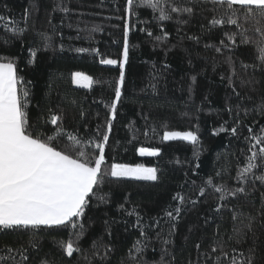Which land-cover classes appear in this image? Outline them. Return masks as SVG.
Returning <instances> with one entry per match:
<instances>
[{
  "label": "trees",
  "instance_id": "trees-1",
  "mask_svg": "<svg viewBox=\"0 0 264 264\" xmlns=\"http://www.w3.org/2000/svg\"><path fill=\"white\" fill-rule=\"evenodd\" d=\"M164 3L172 17L166 21L136 3L129 19L127 0H0V15L11 17L14 26L25 29L17 37L0 25V59L15 61L22 87L29 91V123L53 135V126L45 123L51 110L63 116V127L70 134L98 141L111 120L104 170L113 163L144 164L156 167L159 176L155 182L106 176L102 193L107 203L91 198L84 217L86 231L79 241L82 253L67 257L60 248L58 241L69 239L68 230L45 229L37 232V248H29L28 264L42 260L101 264L99 256L93 255L97 248L100 255L110 249L104 264H230L223 258L217 262L218 253L211 251L214 246H222L229 257L243 253L239 258L251 255L252 264H264V183L252 178L246 184L237 180L250 154L244 138L248 127L256 134L264 128V64L255 43L241 40H258L255 29L264 28V20L257 25L240 15L239 27L212 26L210 21L223 16L225 10L210 0ZM171 6L191 7L193 12L177 14ZM126 27L129 57L113 120L111 104L121 65L100 61L122 62ZM42 34L51 40H43ZM231 35H235V45L228 39ZM80 48L89 51L78 52ZM33 49L37 50L34 61ZM78 71L93 78L91 88L74 85L73 73ZM237 121V135L220 132L221 127L231 128ZM187 130L198 133L199 146L162 140L165 131ZM67 143L61 139L57 146ZM140 147L158 148L160 155L142 157ZM84 150L91 153V145ZM260 174L257 170L256 175ZM208 179L228 190L244 187L245 191L221 201L220 194L206 186ZM201 187H205L203 196L199 195ZM177 193L186 203L173 221L165 212L178 205L173 199ZM221 203L224 207L216 211ZM121 205L139 212V227L136 215L122 211ZM234 228L242 234L239 242L230 239ZM30 238V231L4 230L0 249L27 245ZM138 240L145 245L140 257L134 251Z\"/></svg>",
  "mask_w": 264,
  "mask_h": 264
},
{
  "label": "snow or ice",
  "instance_id": "snow-or-ice-1",
  "mask_svg": "<svg viewBox=\"0 0 264 264\" xmlns=\"http://www.w3.org/2000/svg\"><path fill=\"white\" fill-rule=\"evenodd\" d=\"M211 3L224 8V14L220 18H213L210 23L217 25H237L240 15L245 21L254 20L257 25L264 20V0H210ZM134 3L137 7L145 6L158 12V19L161 21L170 20L172 17L166 10L164 0H127V12L129 19L134 11ZM67 11V9H63ZM171 12L191 15V7L171 6ZM28 13L25 12V17ZM0 25L4 26L5 31H10L13 36H22L25 29L14 26L11 17L0 15ZM128 27L124 32L123 60L102 59L101 64L121 65L118 85L115 89V99L111 104V118L114 120L117 112V104L122 95L121 88L124 84L123 66L129 57ZM255 31L259 34V39L250 41L243 37L242 43H255L258 51V59L264 64V28L257 27ZM148 35H151L149 32ZM165 34V38H166ZM42 39L50 41L51 37L42 34ZM162 39V37H157ZM230 42L235 45V35L228 37ZM7 43V41H5ZM224 41H221L223 44ZM78 52H88L89 49L80 48ZM96 51V50H94ZM220 51V49H217ZM37 55V50H31V57ZM32 62V61H30ZM73 83L86 88H91L94 80L90 75L83 72L73 73ZM195 81V77H193ZM24 81L17 74L16 63L13 59H0V232L4 230L30 231L31 238L27 245L18 248L5 247L0 249V264H28L29 248L36 249L38 244L37 232L45 229H66L69 231V239L58 241L60 248L67 257H73L74 253H82L79 241L85 233L84 217L89 207L91 198L95 197L98 201L107 203L106 194L102 193V186L106 176L115 178H133L142 181H158V169L156 167H146L144 164L135 166L129 164L113 163L105 171L106 148L109 141V134L112 130V123L109 120L106 124V131L99 137L98 141L91 138H82L78 133H69L63 127V116L51 113L45 123L53 126V135H47L39 130V126L29 123L27 107L29 104V91L23 88ZM264 111V109H262ZM231 112V109H229ZM239 122L231 128L221 127L220 132H230L237 135ZM99 131V129H97ZM256 134L251 127H248V152L246 165L237 172V180L246 184L249 178L259 180L264 183V128L258 130ZM147 135V132H145ZM61 139H66L68 143L64 147H58ZM163 141L182 140L194 146H199L200 139L196 131H165L162 136ZM91 145L92 152L84 149ZM141 156H159L158 148H139ZM198 156V152L195 153ZM259 161V163L257 162ZM198 167V165H197ZM261 172L256 175V171ZM219 175V173H217ZM206 186H212L219 193V200L225 197H235L237 193H243L244 187H239L235 191L228 190L225 185L213 184L212 179H208ZM205 194V187H201L199 195ZM174 200L178 205L165 212L166 217L175 221L179 218L181 206L186 201L185 197L177 193ZM195 203V201H191ZM121 210L128 215L135 214L137 226H140L138 211H128L121 205ZM224 205L218 204L216 211ZM236 216H233V220ZM251 219V218H250ZM157 226L159 222L157 221ZM251 228V224L247 225ZM110 234V233H109ZM141 235L146 234L141 230ZM239 229L233 230V237L237 239L241 236ZM74 237V239H73ZM197 249L200 245H196ZM93 248H97L94 243ZM105 249L103 255L97 248L94 256H99L101 264L107 258L108 251ZM130 250V255H131ZM136 257L142 256L145 245L137 241L134 245ZM218 253L217 262L221 258L229 260L230 264H252L251 255L244 257L243 253L239 257L224 251L222 246H214L211 250ZM251 252V250H249ZM237 250L233 249V253ZM135 259V257H133ZM87 259V257H85ZM41 264H50L47 260H42ZM91 264V262H89Z\"/></svg>",
  "mask_w": 264,
  "mask_h": 264
},
{
  "label": "rangeland",
  "instance_id": "rangeland-1",
  "mask_svg": "<svg viewBox=\"0 0 264 264\" xmlns=\"http://www.w3.org/2000/svg\"><path fill=\"white\" fill-rule=\"evenodd\" d=\"M113 66H116V65H113ZM74 85L76 86V87H80V88H84V89H89V88H86V87H81V86H79V85H77V84H75L74 83ZM140 155V154H139ZM141 156V155H140ZM142 157H153V156H148V155H145V156H142ZM130 179H133V178H130Z\"/></svg>",
  "mask_w": 264,
  "mask_h": 264
}]
</instances>
